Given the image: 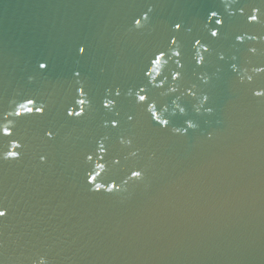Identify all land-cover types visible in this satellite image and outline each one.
Here are the masks:
<instances>
[{
  "label": "water",
  "instance_id": "95a60500",
  "mask_svg": "<svg viewBox=\"0 0 264 264\" xmlns=\"http://www.w3.org/2000/svg\"><path fill=\"white\" fill-rule=\"evenodd\" d=\"M0 212V264H264V0H0Z\"/></svg>",
  "mask_w": 264,
  "mask_h": 264
},
{
  "label": "snow or ice",
  "instance_id": "6c2138e0",
  "mask_svg": "<svg viewBox=\"0 0 264 264\" xmlns=\"http://www.w3.org/2000/svg\"><path fill=\"white\" fill-rule=\"evenodd\" d=\"M211 15H212L213 17H215V16L217 15V13H216L215 11H213V12H211ZM256 19H257V17L254 16V15H252V16L249 17V20H250V21H255ZM139 23H140V21L137 20V21H136V24L139 25ZM215 23H216V24H221L222 21H221V20H216ZM176 28L179 29V28H180V25L177 24V25H176ZM211 35H212L213 37H215V36H217V32H216V31H212ZM173 43H175V41H173ZM196 43L199 44L200 41L197 40ZM205 50H207V49H205ZM80 52L83 53V52H84V49L81 48V49H80ZM162 55H163V53H161L160 56H156V57L154 58V60H153V63L158 65L159 62H160V58H161ZM177 55H179V53H177ZM40 67H41V68H44L45 65H44V64H41ZM141 91H143V89H141ZM81 92H83L82 89H81ZM260 94H261V93H257V95H260ZM139 99H140V101H144V100H145V97H144L143 95H141V96L139 97ZM28 103L31 104L32 101L29 100ZM79 103H80V104H83L84 101H83V100H80ZM21 107L24 108L25 111H28V112H31V111H32L31 108H28V107H26L25 105H21ZM104 107L107 108L108 105L105 104ZM36 111H37V112H40V111H42V109H39V108H38V109H36ZM72 114H73V113H69V115H72ZM75 114H76V115H81L82 113L77 112V113H75ZM17 115H20V113H17ZM153 116H155V113H153ZM163 123L166 124L167 122L164 121ZM112 126L115 127V126H116L115 123H113ZM189 126L191 127V125H189ZM4 135H5V136L9 135V133H8L7 130L4 131ZM16 155H17V154L14 153V152H10V153H9V156H10V157H13V158H14ZM88 159H91V157L89 156ZM133 175H139V173H133ZM90 182H91V181H90ZM4 215H5L4 212H0V216H4Z\"/></svg>",
  "mask_w": 264,
  "mask_h": 264
}]
</instances>
